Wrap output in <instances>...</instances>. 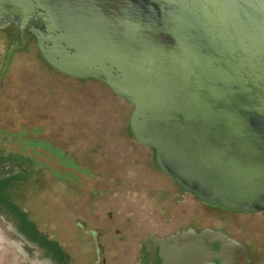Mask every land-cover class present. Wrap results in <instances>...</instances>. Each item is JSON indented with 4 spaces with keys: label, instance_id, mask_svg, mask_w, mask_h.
I'll list each match as a JSON object with an SVG mask.
<instances>
[{
    "label": "water",
    "instance_id": "obj_1",
    "mask_svg": "<svg viewBox=\"0 0 264 264\" xmlns=\"http://www.w3.org/2000/svg\"><path fill=\"white\" fill-rule=\"evenodd\" d=\"M11 23L54 69L132 103L133 136L184 189L264 210V0H0V30ZM77 237L95 263L94 234Z\"/></svg>",
    "mask_w": 264,
    "mask_h": 264
},
{
    "label": "rangeland",
    "instance_id": "obj_2",
    "mask_svg": "<svg viewBox=\"0 0 264 264\" xmlns=\"http://www.w3.org/2000/svg\"><path fill=\"white\" fill-rule=\"evenodd\" d=\"M11 42L0 31V264H49L19 231L7 201L76 250L74 264H87L75 238L78 218L104 232L107 264H137L143 223L184 221L196 201L164 194L175 183L158 169L154 150L132 136V103L104 82L47 65L35 39L25 49Z\"/></svg>",
    "mask_w": 264,
    "mask_h": 264
},
{
    "label": "flooded vegetation",
    "instance_id": "obj_3",
    "mask_svg": "<svg viewBox=\"0 0 264 264\" xmlns=\"http://www.w3.org/2000/svg\"><path fill=\"white\" fill-rule=\"evenodd\" d=\"M0 31L6 32L7 37L11 38L12 36L14 40L22 38L23 43L27 46L31 39L36 41V37L32 33L27 32L26 29L22 31L15 23L9 24L7 28ZM16 47L19 46L15 45L13 49ZM154 161L158 169L175 183L174 191H166L164 194L170 193V199L173 202H178L179 198L185 195L192 196L196 203L186 207L188 216L184 221L178 217L175 218V216H168L156 222L143 223L145 237L141 241L135 259L137 264H196L197 255L203 252L210 255L211 259L215 254L216 264H264V210L228 208L207 203L194 192L184 189L177 181L163 172L156 161V153ZM108 213L110 217L114 216V213ZM79 225L94 234L98 245L95 263L88 261L80 247L77 237ZM119 231L115 229V232ZM183 232H190L188 250L183 249L181 241L176 238ZM203 233L206 236L202 237ZM39 235L41 239H44L42 244L36 240L32 242L38 247L36 251L39 253L41 261H47L49 264H74V258L77 256L76 250L67 248L61 240L52 238L46 232L41 231ZM103 236L104 232L99 228L92 227L90 221L80 218L76 220L75 238L87 264H107L108 249L102 243ZM52 241L61 248L52 249Z\"/></svg>",
    "mask_w": 264,
    "mask_h": 264
},
{
    "label": "trees",
    "instance_id": "obj_4",
    "mask_svg": "<svg viewBox=\"0 0 264 264\" xmlns=\"http://www.w3.org/2000/svg\"><path fill=\"white\" fill-rule=\"evenodd\" d=\"M4 33L6 34V32H4ZM8 39H10L9 41L14 40L12 38V36H11V38H8ZM13 42L14 43L11 42L10 44H15V45L19 46V47H16L18 49H25L27 47V45L23 43V39L20 37H19V39L14 40ZM18 49H15V51ZM15 51H13L11 54H13ZM40 56H41L42 60L44 62H46L45 59L43 58L42 54H40ZM46 64L49 65L47 62H46ZM1 74H2V72L0 73V75ZM80 80H82V79H80ZM83 80H86V79H83ZM132 136H133V134H132ZM10 158H11L10 156H3L2 160L4 162V161L9 160ZM4 167H5V165L2 166L1 168H4ZM5 200H8V198H5ZM6 204H8L7 206H9V208L7 210L9 211L10 215L16 221V224H17V227L19 228V231L21 233H23L28 238V240L33 241V242L36 240L38 243L42 244L44 239H41V237L39 235L41 233V231H40L39 227L36 225V223H34V221L30 218L28 213L24 210V208L18 206L17 204L9 203L8 201L6 202ZM51 247H52V249L61 248L60 246H58L56 244V242H53V241H52Z\"/></svg>",
    "mask_w": 264,
    "mask_h": 264
}]
</instances>
